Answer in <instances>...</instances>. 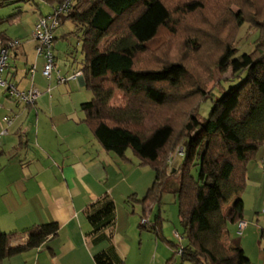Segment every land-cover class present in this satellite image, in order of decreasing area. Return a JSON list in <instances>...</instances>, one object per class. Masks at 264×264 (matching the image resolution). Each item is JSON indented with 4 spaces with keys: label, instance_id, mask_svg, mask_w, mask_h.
Segmentation results:
<instances>
[{
    "label": "trees",
    "instance_id": "trees-1",
    "mask_svg": "<svg viewBox=\"0 0 264 264\" xmlns=\"http://www.w3.org/2000/svg\"><path fill=\"white\" fill-rule=\"evenodd\" d=\"M42 2L55 10L65 0ZM257 2L241 1L230 23L218 22L214 13L202 17L206 4L197 0L176 9L167 0H72L60 18L82 34L81 72L93 95L81 105L83 123L105 151L124 161H130V152L141 167L154 172L144 204H161L167 192L178 198L181 239L186 243H169L177 252L166 264H176L177 255L181 264H252L243 248L225 237L229 224L244 220L243 201L229 204L246 192L248 166L264 147V7ZM231 13L228 9L226 14ZM176 14L200 18L188 25L182 52L174 59L166 49L152 52L150 45L164 31L179 34ZM246 22L256 27L260 38L251 53L236 57L238 34ZM11 41L0 33V44ZM215 70L222 75L231 71V77L208 90L206 83ZM244 74L240 84L213 99L224 81ZM117 92L123 95L119 106L112 105ZM208 100L215 106L202 122L198 114ZM87 216L93 226L111 224L116 204L109 197L100 199L87 209ZM58 231L55 223L35 227L29 243L16 249L9 247L8 235H0V264L41 247ZM97 263L112 264L105 255L98 256Z\"/></svg>",
    "mask_w": 264,
    "mask_h": 264
},
{
    "label": "crops",
    "instance_id": "crops-1",
    "mask_svg": "<svg viewBox=\"0 0 264 264\" xmlns=\"http://www.w3.org/2000/svg\"><path fill=\"white\" fill-rule=\"evenodd\" d=\"M25 2L28 6L36 4L39 13L29 26L23 27V12L5 16V8L11 5L8 10L13 12L14 8L23 7L22 3ZM41 2L0 0V33L9 40L20 42V48L10 59V68L5 72L4 79L19 91L27 92L33 88L40 94L34 107L20 104L6 89L5 94L11 102L0 99V121L5 117L14 118L9 134L0 139V235H8L9 247L16 249L29 243L30 231L35 227L55 223L59 231L41 247L12 256L2 264H98L97 257L103 255L112 264H128L132 240L138 235L140 239H148L142 231L139 233V229L148 227H143L141 223L144 218L151 224L153 209L148 213L147 206L156 205L144 204L143 200L155 179L151 171L141 167L133 155L127 153L130 161H124L105 151L83 123L81 105L91 99L81 102L70 95L79 87H85L83 78L72 79L73 75L81 72L83 65L75 66L73 61L77 60L64 55L72 64L65 65L66 70L59 67L56 53L59 36L55 35L57 73L51 81L43 76L45 59L37 56V43L32 36L37 20L49 17L53 8ZM18 21L21 22V30L9 33L8 24ZM60 36L63 42L68 40L67 34L60 33ZM33 66H36L34 77L30 74ZM58 73L63 78L65 76L68 82L60 84L56 77ZM263 162L264 147L248 166L249 188L229 204L233 206L243 201L246 212L244 220L248 226L250 222L245 217L248 215L252 218L255 213L258 221L264 200L262 194L258 199L255 194L257 190L264 193ZM137 174H141L140 179ZM105 197L116 204L115 221L109 222V225L103 221L93 226L88 219L87 209ZM124 204H142L144 213L140 221L135 211L132 215L129 210L124 211L125 208L122 211L120 205ZM250 208L253 214L248 212ZM160 225L161 222L157 220L153 227L156 226L162 238ZM125 227L127 232L123 234ZM163 241L168 245L171 243L165 239ZM225 241H233L229 233ZM159 252L157 247L156 259L158 264H163ZM142 264H150V261Z\"/></svg>",
    "mask_w": 264,
    "mask_h": 264
},
{
    "label": "rangeland",
    "instance_id": "rangeland-1",
    "mask_svg": "<svg viewBox=\"0 0 264 264\" xmlns=\"http://www.w3.org/2000/svg\"><path fill=\"white\" fill-rule=\"evenodd\" d=\"M189 1H193V0H167V4L169 5L171 9H176L178 7H182L184 3L189 2ZM197 1H202L204 2V4H206L205 11L200 12L202 17H209L211 14L214 13V16L216 17V19L218 18L217 19L218 22L220 21V23H223L227 21L230 23V21L232 20V16H234L235 13L239 12L240 7L242 5L240 3L243 0H197ZM258 2L257 3L259 6L264 7V0H258ZM42 4L45 6H48L44 3ZM22 5L23 7L24 6L25 7L24 8L21 7L20 9L14 8L15 11L13 12L9 11L11 9L10 7H12L11 5L6 6L7 8H5V14H6L5 16H8V15L10 16L14 13L16 14L22 11L23 12V20H22L23 24L22 25L23 27H26L30 25V22L32 21L33 17L39 13V8L36 6V4L34 5L29 4L28 6L26 2L22 3ZM227 8L230 9V11L232 12L231 16L226 14L228 12ZM175 16L178 17L177 19L179 20V23H180V26L178 28L179 34L176 36H172L169 33H166V31H164L150 45V49L152 52L154 53L161 52L163 51V49L164 50L166 49L169 55L171 56L170 58H174V59L177 57V55H180V52H182L181 44L183 43V41L181 42V38L188 35V32H187L188 25L192 24V22L200 18V15L198 14L197 16L178 15V14H176ZM46 18H48V16ZM209 20L210 19H206L205 21H209ZM20 23L21 22L18 21V22H15L14 24H10V25L8 24L7 27H8L9 33L14 34V32L20 31L22 27L20 26ZM257 32L258 30L256 29V27H254V25L246 22V24L242 27V29L239 31V34H238L239 37L235 45L236 57H239L240 55L244 53L249 54L254 50V47H255L254 44L260 38V33H257ZM60 33L67 34L68 40L63 42V39L61 38ZM54 34L56 36H59L58 41L56 42L58 45L56 48V53H57V58H58L57 63L59 67H61L62 70H66L65 65L72 64V61L69 59H66L64 55H66V57H71L73 59L75 58V60H77V61H73L74 64H76L75 66L77 67L82 66L83 59H84V55L82 54V45H81L82 44L81 43L82 34L76 30L75 25L72 22L67 20L64 25H60L56 29ZM111 41L112 39L106 40L101 45V47L105 48L106 46L109 45ZM64 48H66L65 51H64ZM244 76L245 74L241 78H236L231 81H224L221 88L215 91L213 99L219 100L222 97L223 92L229 90L231 87H234L240 84ZM56 77L58 80L57 74H56ZM229 77H231V71H229L225 75H222L218 71L215 70L211 76L210 81L206 83V88L208 90H213L214 88L218 87L219 85L218 83L220 80L229 78ZM3 78H5V74L3 75ZM222 89L223 91H221ZM5 91H6L5 88H0V99L2 98L6 101H10L9 98H7L5 94ZM70 95L73 96L74 99L80 100L81 102H83V100L88 101L92 99L93 97L92 93L89 90H87L85 87H79L76 92L73 91ZM122 102H123V95L120 92H117L112 101V105L119 106V105H122ZM214 106L215 104L213 103L212 100H208L202 103L199 114H198V117L202 122L207 121L210 118ZM156 112L154 113L155 115H157ZM129 154L132 155L130 152ZM180 161H181V158H180ZM145 169H147V171H151V173L153 174V178L155 179L154 172L148 167H146ZM263 170L262 172L264 173ZM198 172H199V168L197 167V169L194 170L193 175L197 177ZM139 173H144V172L139 171ZM140 175L141 174H137L138 179H140L141 177ZM248 188H249V185L247 186V189ZM255 194H256L257 199L258 197L259 198L261 197V194L262 196H264V193H262L259 190L255 191ZM255 200L256 198H254L253 204H255ZM120 207L122 211L124 208H125L124 211L129 210L130 215H132L133 211H135L136 215L139 218V221L141 219L142 214L144 213L143 212L144 207L142 206V204H128V206L124 204V205H120ZM147 208H148L147 210L148 213L150 212V209H153L152 213L150 214L151 224L148 225L146 229H141V230L139 229V233H141L142 231L144 233V237H148V239H140L138 235L137 238H134L132 240L131 242L132 243V254L129 257L128 264H142L146 260L147 262L150 261V264H158V261H157L158 259H156L157 258V253H156L157 247L160 249L159 255H160L161 260L163 258V261H162L163 264L164 262H166V260L172 258L176 254L177 248L171 247V245L166 244L165 241L162 240V238H164L165 240H168V242L170 241L171 243L175 245H182L186 243L185 241L181 239V235L183 234L184 229H183V226L179 218L178 198L175 195L167 192L166 194H164L161 204L156 205L155 207L147 206ZM263 208H264V200L259 209L260 213H259L258 221L256 220L258 218H256L255 213L254 215H252V218L248 217V215L245 217L246 220L250 222V225L248 226V228L245 230V232L242 235H239L237 227H235L236 225L234 224H229L228 231H227V233H229L230 235V238L233 240L232 242H234L235 245L238 244L239 246L243 248V250L245 251V256L247 257V259L251 261L252 264H264V236H263L264 215L262 214ZM248 212H250V214H253V210L251 208L248 210ZM157 220L161 222L160 231L162 232V235H161L162 238L160 237V235H158L159 234L158 231L154 230V227H153V225L156 224ZM126 232L127 230L125 227V229H123V234H125ZM176 264H181L180 255L176 256Z\"/></svg>",
    "mask_w": 264,
    "mask_h": 264
},
{
    "label": "built area",
    "instance_id": "built-area-1",
    "mask_svg": "<svg viewBox=\"0 0 264 264\" xmlns=\"http://www.w3.org/2000/svg\"><path fill=\"white\" fill-rule=\"evenodd\" d=\"M72 0H65L64 4L57 9L53 10L52 14L46 17H40L34 28L33 40L37 43L36 53L38 57L45 59V65L43 67L42 74L47 81H51L53 75L57 73L56 58H55V31L60 26V18L66 15L70 10ZM20 45L18 41H11L5 44H0V88L8 89L11 97L16 99L20 104H24L30 107H34L40 96L39 92L35 89H31L27 92L19 91L14 85L9 84L3 75L10 68V59L13 50ZM36 66L31 68V75L34 77ZM83 78L82 72H77L73 75L72 79ZM58 82L65 84L68 82L66 78H63L58 73ZM50 91V90H49ZM14 122V118L5 117L0 121V139L6 137L9 134V127ZM264 167V162H263ZM264 215V208L262 210ZM143 226H148V219L142 220ZM248 227V223L242 220L237 225L239 235H242ZM264 236V235H263ZM182 254V250L180 251Z\"/></svg>",
    "mask_w": 264,
    "mask_h": 264
}]
</instances>
